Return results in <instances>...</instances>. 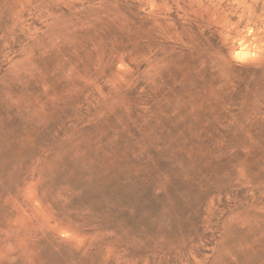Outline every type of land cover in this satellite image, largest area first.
Returning <instances> with one entry per match:
<instances>
[{
	"label": "rangeland",
	"instance_id": "obj_1",
	"mask_svg": "<svg viewBox=\"0 0 264 264\" xmlns=\"http://www.w3.org/2000/svg\"><path fill=\"white\" fill-rule=\"evenodd\" d=\"M0 264H264V0H0Z\"/></svg>",
	"mask_w": 264,
	"mask_h": 264
}]
</instances>
